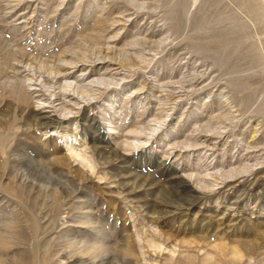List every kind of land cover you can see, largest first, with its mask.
<instances>
[{"label": "rangeland", "instance_id": "obj_1", "mask_svg": "<svg viewBox=\"0 0 264 264\" xmlns=\"http://www.w3.org/2000/svg\"><path fill=\"white\" fill-rule=\"evenodd\" d=\"M0 264H264V0H0Z\"/></svg>", "mask_w": 264, "mask_h": 264}, {"label": "bare ground", "instance_id": "obj_2", "mask_svg": "<svg viewBox=\"0 0 264 264\" xmlns=\"http://www.w3.org/2000/svg\"><path fill=\"white\" fill-rule=\"evenodd\" d=\"M77 156H79V154H77Z\"/></svg>", "mask_w": 264, "mask_h": 264}]
</instances>
